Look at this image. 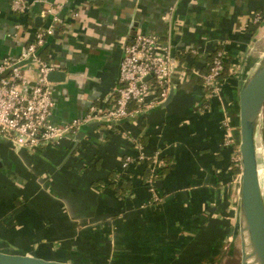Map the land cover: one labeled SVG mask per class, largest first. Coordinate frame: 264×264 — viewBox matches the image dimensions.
Returning a JSON list of instances; mask_svg holds the SVG:
<instances>
[{"label":"crops","instance_id":"obj_1","mask_svg":"<svg viewBox=\"0 0 264 264\" xmlns=\"http://www.w3.org/2000/svg\"><path fill=\"white\" fill-rule=\"evenodd\" d=\"M28 1L21 14L11 0H0V59L17 57L37 28L50 22L45 9L62 0ZM258 12L264 14V0L64 3L55 32L39 48L54 69L65 71L63 80L51 82L55 124L82 116L92 103L113 105L124 45L134 32L158 33L159 47L179 59L174 93L146 113L88 127L72 152V137L24 146L0 132V244L47 249L85 264H218L207 260L236 235L239 91L264 21H254ZM220 48L230 69L220 94L210 95L202 74ZM21 70L30 82L37 79L33 61ZM225 119L232 142L225 137ZM259 141L264 148V108ZM141 150L159 151L164 160L170 155L169 169L155 179L158 200L144 176L147 164L154 171L153 163L138 157ZM128 154L134 159L124 168ZM112 170L138 186L128 193L125 210L123 198L106 184Z\"/></svg>","mask_w":264,"mask_h":264},{"label":"built area","instance_id":"obj_2","mask_svg":"<svg viewBox=\"0 0 264 264\" xmlns=\"http://www.w3.org/2000/svg\"><path fill=\"white\" fill-rule=\"evenodd\" d=\"M67 1L70 0H62L45 9L43 16H47L50 22L37 28L33 39L17 57L0 59V132L16 144L37 146L57 142L72 137L80 126L90 121L121 120L141 114L166 100L174 89L173 73L179 67V59L168 47H159L158 33L134 32L124 45L113 105L102 107L92 103L82 116L74 117L63 125L55 124L50 118L54 99L52 81L48 79V73L54 70V66L40 55L39 48L45 44L47 36L54 33L55 24L60 19L59 9ZM30 5L28 0H11L12 9L21 14L27 13ZM263 19L262 12L254 17L255 22ZM17 25L21 27L23 24ZM226 57L223 49H217L208 70L202 74L203 84L210 95L221 92L223 81L219 76ZM28 60L37 66L38 76L34 82H30L21 70V64ZM224 123L225 137L232 142L230 121L225 119ZM138 145L142 147L139 142ZM138 157L151 160L156 174L164 164L159 151L147 155L141 150ZM133 159L132 155H125L122 166L126 168ZM148 181L151 198L160 199L155 180L150 178Z\"/></svg>","mask_w":264,"mask_h":264},{"label":"water","instance_id":"obj_3","mask_svg":"<svg viewBox=\"0 0 264 264\" xmlns=\"http://www.w3.org/2000/svg\"><path fill=\"white\" fill-rule=\"evenodd\" d=\"M42 20L41 16L36 18ZM55 32V31H54ZM65 78V71L54 69L48 73L50 81ZM174 89L166 100L158 106L167 104ZM155 108V107H153ZM148 109V111L152 110ZM264 108V56L243 80L239 91L241 160L240 188V237L241 264H264V186L259 170V127ZM145 112V111H144ZM146 113V112H145ZM119 120H93L82 126L72 135L75 140L72 152L88 127L103 122L115 123ZM0 264H83L65 255L39 248H10L0 245Z\"/></svg>","mask_w":264,"mask_h":264},{"label":"rangeland","instance_id":"obj_4","mask_svg":"<svg viewBox=\"0 0 264 264\" xmlns=\"http://www.w3.org/2000/svg\"><path fill=\"white\" fill-rule=\"evenodd\" d=\"M251 53L252 55L250 56L249 62L248 63H252V68L254 67V65L256 64V62L258 60H260L263 56H264V21L262 22V27L260 29V31L257 32L256 36L253 38V42L251 44ZM251 71V69H250ZM249 71V72H250ZM248 72V73H249ZM248 75V74H247ZM235 135V134H234ZM232 138L233 135L231 134ZM235 143V142H234ZM237 144V143H235ZM239 144V142H238ZM238 144L237 146H235V158H234V162H237L236 165H240L241 163H239L240 160V151L238 148ZM262 147V146H261ZM262 159L264 160V148L262 147ZM264 163V162H263ZM234 183H237V192L238 194L236 195V200L234 201V204L236 206V210L237 213L236 215H234V221H236L235 223H237L236 225V235L233 236V238L230 240V244L229 239H225L224 244L226 246V248H224L223 246V251L222 253H220L217 257H215L214 259H206L208 261V263H218V264H241V255H242V251H241V237H240V229H239V225H240V188H241V172L236 173L235 176V180H233ZM237 181V182H235ZM26 245L23 246H29L28 242H25ZM1 246L4 247H10V248H20V246H14L11 244H0ZM83 264H85L83 261H79Z\"/></svg>","mask_w":264,"mask_h":264},{"label":"trees","instance_id":"obj_5","mask_svg":"<svg viewBox=\"0 0 264 264\" xmlns=\"http://www.w3.org/2000/svg\"><path fill=\"white\" fill-rule=\"evenodd\" d=\"M257 29V25L253 24L250 27V30L252 32H255ZM223 49V48H220ZM40 53V52H39ZM215 54V53H214ZM214 54L211 55V60H210V64L212 62L213 56ZM209 64V65H210ZM208 65V67H209ZM208 67H206V71L208 70ZM230 69V65H229V60L226 59L225 61V66L224 69L221 73V75L219 76V80L223 81V78L225 75L228 74ZM205 71V72H206ZM237 146V145H236ZM151 161V160H146V162ZM149 163V162H148ZM240 163V161H239ZM171 165V158L170 155H165V160H164V164L161 166L160 168V173L159 175L156 174L152 169H151V165L147 164L145 166V173L144 176H148L150 178H152L153 180L157 179L162 173L166 172L169 167ZM233 172L234 173H239L241 172V166L240 165H236L235 162H233ZM117 173V170H112L110 172V175L112 176L111 180L106 182L107 186H111L115 189V193L118 197L123 198V202L121 204V207L123 206V209L125 210V208L127 207L125 200L127 199V197H129L128 193L131 192H136L138 190H136L138 188L137 184L134 182V180L132 179V177H124L123 175H120L119 177H117V175H115ZM148 180V179H147ZM128 194V195H127ZM20 203V201H18Z\"/></svg>","mask_w":264,"mask_h":264},{"label":"bare ground","instance_id":"obj_6","mask_svg":"<svg viewBox=\"0 0 264 264\" xmlns=\"http://www.w3.org/2000/svg\"><path fill=\"white\" fill-rule=\"evenodd\" d=\"M258 149H259V170H260V178H261V183L264 186V163L262 159V147L260 144V141L258 139Z\"/></svg>","mask_w":264,"mask_h":264}]
</instances>
